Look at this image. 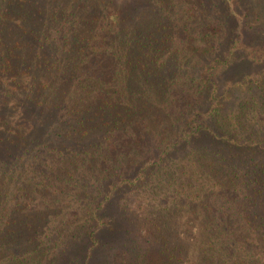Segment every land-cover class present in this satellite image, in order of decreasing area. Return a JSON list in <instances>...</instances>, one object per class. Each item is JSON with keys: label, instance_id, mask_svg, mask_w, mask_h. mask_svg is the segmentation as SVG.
I'll return each instance as SVG.
<instances>
[{"label": "trees", "instance_id": "obj_1", "mask_svg": "<svg viewBox=\"0 0 264 264\" xmlns=\"http://www.w3.org/2000/svg\"><path fill=\"white\" fill-rule=\"evenodd\" d=\"M252 1L0 0V264H264Z\"/></svg>", "mask_w": 264, "mask_h": 264}, {"label": "rangeland", "instance_id": "obj_2", "mask_svg": "<svg viewBox=\"0 0 264 264\" xmlns=\"http://www.w3.org/2000/svg\"><path fill=\"white\" fill-rule=\"evenodd\" d=\"M252 25L250 28V38L255 37V40H261V38H264V0H253L252 1ZM250 67L245 66L244 69H249ZM264 66L261 68H251L247 71V73L251 74L254 78L261 77L264 79ZM236 70L234 71V73ZM237 72H240V70H237ZM241 73H246L245 71H242ZM238 75V74H236ZM236 75H232L234 79ZM129 227L130 233H135V229L133 228V225L129 223L127 228ZM112 243L115 246V250L120 253L115 259H109L113 261V264H139L140 259L137 258V253L139 249V244L136 241V235H125L123 233L122 236L115 238ZM127 245V246H126ZM126 246V247H125ZM107 254L110 255V251H106ZM116 253V252H114ZM116 255V254H114ZM99 260L102 259H94V263L99 262Z\"/></svg>", "mask_w": 264, "mask_h": 264}]
</instances>
